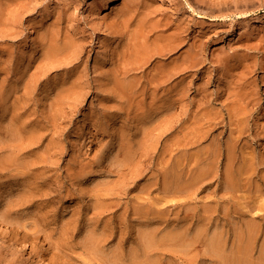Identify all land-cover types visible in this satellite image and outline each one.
Instances as JSON below:
<instances>
[{
    "label": "rangeland",
    "instance_id": "374dc122",
    "mask_svg": "<svg viewBox=\"0 0 264 264\" xmlns=\"http://www.w3.org/2000/svg\"><path fill=\"white\" fill-rule=\"evenodd\" d=\"M114 1L115 0H0V214L3 215L6 209L8 211L11 209L10 212L7 211L8 215L5 213L7 217L5 215L4 217L10 219H6L8 222H11L16 218V220H13L15 223L12 222V224L17 225L16 227L19 228V223L22 226V229H27L31 234L30 238H32L34 232L38 233L39 230L43 231V233H41L42 235L38 233L39 236H35L37 235L36 233L33 234L34 237H40L39 240L36 238V241H34L35 239L33 237V239L28 238L30 240L26 239L27 241L23 242L25 239L20 238L21 240L12 243L6 235L2 233L7 229L8 231L13 230L14 225L10 228L11 223L9 222L8 224L6 220L4 221V219H1V215L0 253L2 254H0V264H86L90 261L94 264H105L109 261L108 264H110L113 259L114 261L111 264L116 262V264H122L124 261L126 262L125 264L128 262V264H131L132 259L130 256L134 253L132 249H135L134 251H136V249L138 251L141 250V244L145 242V237L142 236V233L144 230L150 228L151 225V221L146 218L141 219L140 214L145 211L144 205L152 207V205L157 202L155 198H160L161 196H157L158 194L161 195V193L163 194L161 199L163 196L167 195L169 198L164 197L165 199L170 200L173 196L174 200V203L173 200L170 201L172 202V205L169 201L167 203V200L164 198L162 202L159 203L161 204L160 208H162V203H167V206L164 207L163 205L166 210L162 208L167 216H165L164 224L161 225V228L163 229H178L179 225L174 220L176 219L175 214L178 210V202H180V200L184 201L182 200V197L185 200L188 198V200L191 201L192 206H195L194 208L192 207V210L194 209L195 211H192V213L200 214L201 211H204L203 207L206 205L211 206L210 208L212 210L214 209V211H211V213L213 212L212 216L214 215L211 224L212 228L210 229L211 235L219 226L225 228L228 227V232L235 227L243 230L244 221L246 220H243V216H247V218H250L251 216H259L257 223L262 229L260 228L259 237L255 241V249L253 253L255 256L254 258L261 257L260 248H264H262V246H264L262 245L264 244V80L261 81L262 79H259L256 74L263 76L264 70L260 69L257 72L253 71L254 73L251 71L252 73L250 72L247 76L248 72L245 75L243 70L244 66L240 65L249 66L250 64L251 70H255V64L257 62L259 64H264V0H121L120 7L116 10H106L109 9V6ZM201 14L205 17H202ZM125 16L126 18L128 16H131L132 18L134 17V19L136 18L135 22L134 20L130 21V23L132 22V26L131 24L126 23L129 25V32L126 34L127 38L133 37V35H130L133 34L132 31L136 30V25L139 19L149 20L151 18L153 23H156L155 25L159 34L155 33L152 37L153 40L157 35L163 37L172 35L177 38L180 37L182 41L185 40L182 45L183 49L181 48L183 52L184 50H189L193 45L197 46V49L195 50L198 51V56L200 57H198V59L200 61L203 60V63H200L188 82L193 83L198 101L204 96V98L207 97L210 101H214L216 96H220L219 94L222 95V92L223 95H226L224 94V91L228 88L230 80H234V83L237 82L236 79L238 78L237 80H239V77H236V75L240 76L241 74H244V76H242L244 78L240 83L247 82L246 84L248 86V83H250L249 88L252 87L251 89L254 88L255 91L260 92L261 96L258 98L260 101L262 100L261 104H263V110L259 107L254 110L251 106L252 112L250 108V111H248L251 113L249 114L250 118L247 115V125L246 121L245 124H243L246 132L244 134L245 137L243 136V141L240 147L245 144L244 149L247 152H244L245 154L243 157L237 152L238 158H241H239L241 163H244L243 161L245 160H247L245 161L247 163L253 161L255 162L256 170L251 177L252 179L248 176L245 177L246 179L244 181V178L242 179L243 182L241 183H244V185L240 189L237 188V190L234 191L233 189H235V187L232 188L229 181L225 182L223 180V176H229L230 172H226V168L224 169V167L219 171L218 165L215 164L214 170L216 172L214 171V173L218 172L220 175L222 174V179H220L221 177L213 178V176H211L210 178L200 180L199 183L201 185L197 183L199 186L197 185V188L195 187L188 190L184 196L180 195L179 192L178 194L176 193L179 197L175 194V191L177 190V184H175V182L178 180L176 178L178 177L177 173H179L177 172L178 168L176 167H178V165L176 164H178L180 159L178 156L179 151L177 149L179 144L176 145L177 143L175 144V142H179L184 134L180 130V125L182 123L178 121L177 117H168L173 126L167 123L169 122L167 119H162L165 123L161 121V127L159 126L158 128V125L160 124H158V122L160 121L155 124V122L152 123L154 118L152 120L151 117H148L150 111L153 112L156 109V105L153 106V104L156 103L153 102L160 100V95H163V90L161 93H158L159 99L157 97L155 101H152L153 98L148 96V94L150 93L149 95H152L153 92H149L146 93V98L140 97L137 99H141L144 105H140L139 103L141 101L137 100L132 102L133 105L131 101L127 102L121 97L119 99V96L121 95L118 96V91L119 94H121V90H117L113 87V84L110 82L111 80H109L112 73V60H116V57L119 58L121 50L118 49H122L120 45L127 42V40L126 42H122V39L118 40L115 38V31H122L120 28L126 26L123 22ZM19 21L21 24H18ZM18 31L19 35L16 34ZM6 33H8V35H6ZM14 34L18 36L15 37ZM11 35H14L13 39ZM73 39L77 45H79L78 41H81V46L79 45L80 48L77 46L79 52L81 51L80 54L77 51L78 49L76 50L78 54L75 53V49H72L69 52L59 55V58L57 57L58 60L53 59L54 61L56 60L54 63L59 62L60 64L62 62L65 63L69 59L73 60V62L67 61V63H71V65L69 64L66 66L64 64V66H62V64L58 65L56 63L54 65L59 67H56L55 70L50 69L51 67L53 68V66L48 64L51 63L52 59H49V63H47L45 58L46 64L51 66L47 69V73L48 70L50 73L46 74L43 72V70L46 69L45 67L41 72V69L38 67L39 65L41 66V64L42 66L45 64L44 60V63L41 61L43 55L47 56V52L44 51H48L51 44L52 47H54L57 44H62ZM82 44H85L83 45L84 48ZM81 48L85 51L80 50ZM181 50L180 53H182ZM175 55L178 57L177 54ZM175 55L168 60L172 62L173 60L171 59H176ZM71 57L74 58L72 59ZM261 61H263V63ZM46 64L44 66H46ZM74 64L76 65L74 66ZM238 66H240V68ZM74 70L76 72H74ZM84 70H86V73ZM71 71L74 72L72 75ZM106 74L109 75H107L108 78L110 77L109 79L105 77ZM84 75L86 79H88L87 87L89 86L88 90L90 92L86 91V89L83 93L85 96L82 95L83 98H81L82 96L79 97L82 92H78L79 96L75 93L71 94L72 96L75 95L74 97L83 99L81 101V99L77 98L79 102L81 101L80 103L76 102L78 101L77 99L74 101L75 98L73 97L69 99L65 97L66 99H63L64 101L60 100V98L58 99L60 96L58 95L57 97V94L60 90L66 89L65 86L69 83L68 78L71 82L78 76ZM231 75L234 77L233 79L231 78ZM7 77L10 79H7ZM93 78L97 79L94 80ZM39 79L41 80L39 81ZM254 79L255 81H253ZM17 81L22 82L23 84L26 83L25 85H29L28 83H30V86H32L31 89L29 88L28 90L29 93L30 90L32 91L30 94L33 97L29 93L27 94V86L22 88V83H18ZM89 81H91V83ZM95 81L96 84H94ZM108 83L110 85H108ZM19 85L21 88L18 87ZM174 86L175 84L170 86V89ZM111 87L113 89H111ZM109 89H115L114 93L112 91L111 94V90L108 91ZM58 90L59 92H57ZM26 95H30L31 97H28L31 99L28 100ZM84 97L86 98L84 99ZM225 98H228V95H226ZM54 99L57 100L55 104L53 101ZM145 99L149 100L146 102ZM59 100L61 103H58ZM149 101L152 102L150 103ZM26 103L28 107L26 106ZM148 103L150 105L152 104V106ZM23 104L27 109L23 108ZM53 104L56 105V107L53 106ZM131 105L134 106V109H132ZM50 106L53 107L50 108ZM53 108H55V110L50 112ZM143 108L144 111L142 110ZM194 109L196 111L195 114L199 115L197 117H200L201 119L196 117V120L192 118V121L196 122L197 119H200L202 122L200 120L196 122L200 124L199 122H204V119L202 120V118L205 117L202 116H204L203 114L205 110L218 113L222 110V106L207 102V104L197 105ZM225 112L226 120L220 125V130L214 134L218 135L223 132L221 139L216 141V143L219 142V144L215 143L213 145V139L210 138V140L208 138V141L204 142L201 147L204 150L208 149L206 151H211L214 146L213 150L215 151L217 150L215 148L222 146L220 141L223 142L225 139L227 140L231 138V132L232 130H235L236 123L234 120L232 122L231 119H229L230 117H228L229 114L226 109ZM52 116L54 117L53 119H51ZM141 116L143 118H141ZM146 116L147 118H145ZM135 117L137 118L136 120L134 119L135 121L133 122L132 118ZM222 118L223 117L219 119L222 120ZM48 119L50 121L53 120L51 121L53 124H51ZM141 120L144 122L141 123ZM174 120L175 122H173ZM192 121L190 123H192ZM55 122L56 124H54ZM136 122L139 124H136ZM148 123H151V125L149 126ZM152 124H155L154 127H152ZM163 124L166 129L162 126ZM167 125L169 127H167ZM186 125L188 126L189 122H187ZM53 126L55 129H53ZM156 126L158 130L156 129L157 131H154L152 134V131L155 130ZM198 126L196 125V128L194 127L195 130L200 128ZM141 127H143L142 130ZM144 127L147 130H145ZM139 128L141 131L138 130ZM143 129L145 130L143 134L145 132L149 134H147L148 136L146 135L147 138L143 137ZM185 131L187 132V130ZM190 131H188L189 133L187 132L189 135L187 133L185 134H187V136L192 135V132ZM139 132H141V134ZM154 133H158V135ZM122 134H124V137ZM138 138L140 140H138ZM166 138L168 139L166 140ZM232 138L234 139L236 136H233ZM142 139L145 140V142ZM122 141H125L127 144L129 142V144L127 145ZM139 141L145 143V145H142L145 149L147 148L148 151L144 150L145 153L143 152V148L140 146L141 143L137 144ZM30 144H32V147ZM209 144H211L210 148H207L209 147ZM126 145L131 146L130 150L128 147L126 148ZM216 145L218 146L216 147ZM171 146H177V151L173 148L176 154L173 153L174 151L172 152L173 149ZM169 150H171L173 154H171V152L168 153L167 151ZM196 150L194 149L193 152ZM164 151L166 155L164 154ZM47 152H50V155ZM126 153L129 154V157L131 158H128V155L125 157ZM135 153L137 155H135ZM148 153L151 154L148 155ZM164 155L166 159L171 161L170 163H165ZM171 155H174L175 157L173 156L172 158ZM249 156L253 159L252 161L249 159ZM18 159L19 161H17ZM162 160L164 162V164H162L165 167V171L163 170L164 167L161 166L162 164L159 163L162 162ZM15 161H17V164H14L15 167L12 168V164L15 163ZM22 162L27 165L23 167ZM157 162L160 166L157 165ZM240 162L238 161L237 166L241 165ZM19 163H21V165ZM143 163L145 164L143 165ZM17 165L20 168H18ZM146 165L147 168L144 167L141 169V167ZM172 165H174L173 168ZM30 166L33 169L32 171L28 168ZM25 167L28 169L26 168L27 170H25ZM204 167V165H201L199 169ZM16 169H20L18 170L20 173H26V171L29 170V173L27 172L24 176L23 173H21L19 176V172L16 171ZM160 169H162V171ZM30 171L33 173L30 174ZM140 171H143V174ZM41 177L44 178L45 181H42ZM154 177L156 179H154ZM36 180L41 183L39 184ZM46 180H48L50 184L51 181H53L52 184L54 183L55 186H60L55 187L54 185H49V182ZM25 181L27 183L28 181L32 183L28 185ZM56 181H59L60 183ZM154 181L156 182L155 184ZM42 182L44 185H42ZM34 183L36 187L34 186ZM149 183H153L154 185H152L154 187L151 188ZM163 183L166 186H164ZM245 184H247V186H245ZM47 185L50 187L52 186V189L47 187ZM155 185L158 188H155ZM29 186H32V188ZM39 186H46L47 188H43L46 189L44 190L45 192L41 191L43 189ZM60 187L66 188L67 190L63 188L61 189ZM165 187H168L166 189L168 192L166 190L162 191ZM27 188L29 190H26ZM255 188L258 190H255ZM122 189L125 191L124 194L123 191H121ZM156 189L158 191H156ZM227 189L230 190L227 191ZM30 190H33L31 191V194L33 195L34 193L37 197H33L36 201L30 200V202H33L31 204L26 201ZM154 190L156 192H154ZM27 191L28 193H26ZM39 191L43 193L40 195ZM172 191L176 196L173 195V193L171 194ZM194 191L195 193H193ZM223 191L227 192L225 193ZM23 193L28 194L26 195L27 197L24 196ZM44 193H49L50 195L46 194V196H48L46 197L44 196ZM51 193L54 194L51 195ZM168 194L172 196L170 197ZM141 195L143 197L140 198ZM22 196H24V198ZM154 196L156 197L154 198ZM18 198H20L19 200L21 201L22 199H25L24 204H28L27 209L26 206L23 207L24 201H22L23 208L21 206L19 207L20 209L17 208L18 204L21 203ZM30 198L33 199L32 196ZM14 200L19 202L17 203ZM137 200L138 202H136ZM150 200L155 201L154 203H151ZM233 200H235L236 205L240 206H237L236 208ZM10 201H14L13 203L16 202V206L12 204L13 209L11 207L12 205H10V209L8 208V202L10 203ZM107 203L111 204V208L107 207ZM141 203L143 205V211L140 212L139 210L137 212L136 210H138V208L135 209V207L140 208ZM168 204H170L171 207ZM227 204L229 205L227 206ZM105 206L107 207L106 210L104 209ZM221 206H223V208ZM14 207H16V212L14 211ZM21 208L23 210H21ZM135 211L136 213H139L140 218ZM197 220L198 217L195 219L193 218L192 222H197ZM153 224L154 223H152V225ZM37 226H40L41 229ZM20 228L18 231L16 230V232L21 231L20 233H22L23 231L22 235H25L27 231L24 229L21 230ZM36 228L37 230L34 231ZM30 231H32V233ZM95 232L98 235H96ZM138 232L140 235H138ZM193 232H195V229L192 233ZM64 233L66 236H64ZM229 233L234 237L233 230ZM229 233H226V236L229 238L228 242H232L233 240L230 238ZM48 234H51V238ZM43 235H47L46 239H44L45 236ZM137 237H141L140 239L143 238L144 240H142L144 242L139 241ZM60 241H63L61 242L62 246ZM86 241L91 244H87ZM11 244L14 245L11 246ZM86 244L87 248L85 247ZM24 245H26V251L19 252L18 249L22 248ZM97 246H99L100 249ZM94 249L95 252L92 253L93 251L91 250ZM230 249L231 248L228 247L229 251ZM98 251L99 253H96ZM194 254L195 252L190 254L189 257H194ZM195 257H197V264H216L214 259H209L204 256L203 251ZM115 258L118 260L115 261ZM164 258L165 257H163V259ZM105 260L106 262H104Z\"/></svg>",
    "mask_w": 264,
    "mask_h": 264
},
{
    "label": "bare ground",
    "instance_id": "6f19581e",
    "mask_svg": "<svg viewBox=\"0 0 264 264\" xmlns=\"http://www.w3.org/2000/svg\"><path fill=\"white\" fill-rule=\"evenodd\" d=\"M94 1H96V0H94ZM120 2H121V0H115L110 6H109V9H106V10H111V11H114V10H116L117 8H119L120 7ZM201 16L202 17H205L204 15H202L201 14ZM136 19V18H135ZM134 19V17L132 18L131 16L129 17H127L126 18V16H125V18H124V20H123V22L125 23V27H124V29H123V27L122 28H120L122 31H118V30H116L115 31V38H117L118 40L120 39H122L121 41L122 42H126V40H127V42L126 43H122L121 45H120V47H122V49H118V50H121V53H120V56H119V58L118 57H116V60L114 59V60H112L113 61V65H112V73H111V75H110V70H109V75H110V79L107 77V75L108 74H106L105 75V77H107L109 80H111L110 82L113 84L112 86L113 87H115L117 90H121V94H119V91H118V96L119 95H121V96H119V99H120V97L121 98H123V100H126L127 102L128 101H131V103L133 102V101H136L138 98H140V97H143V98H146L147 97V94L146 93H149V92H153L152 93V95H149L148 94V96H151L153 99H152V101H155V99H157V97H158V93L160 92L161 93V91L163 90V95H160V100H156L155 102H153V103H156V104H153V106L154 105H156V109L153 111V112H151L150 111V113H149V115H148V117H151L152 118V120H153V118H154V121L152 122V123H154L155 122V124H156V122H158V121H160V122H158V128H159V126L161 127V121H162V119H167L169 122H167V123H169V124H171L170 123V118H168V117H177L178 118V121H180V123H182L181 125H180V130L182 131V133H184L183 135H182V139L180 138V141L178 142L177 140H179V139H177L176 141L177 142H175V144L176 145H178L179 144V147L177 148L178 149V151H179V162H178V164H176V165H178V167H176V168H178V171L177 172H179V173H177L178 174V177L176 178V179H178V180H176L177 182H175V184H177V190L175 191V194L177 193L178 194V192H179V194L180 195H182V196H184V194H186V192L188 191V190H191V189H193V188H195L197 185L199 186V182H200V180H203V179H207V178H210L211 176H213V178H220V179H222V174L220 175V173H214V168H215V164H217L218 165V168H219V171L224 167V169L226 168V172L228 171V172H230L229 174V176H227V177H225V176H223L224 177V181L225 182H230L231 184V186H232V188H234L235 187V189H233L234 191H236L237 190V188H241L243 185H244V183L242 184L241 182H243L246 178V176H248L250 179H252L251 177L254 175L253 173H255V170H256V166H255V162H253L252 160L253 159H251V157L249 156V159H251V161L252 162H245V161H247V160H245V161H243L244 163H241L240 162V159L238 158V155H237V152L238 153H240L242 156L241 157H243V155L245 154L244 152H247V151H245V149H244V146H245V144H244V142H243V146H241L240 147V145L242 144V141H243V136H244V134H245V129H244V127H243V124H245V121H246V125H247V115H248V117H249V114L252 112V107H253V109L254 110H256L258 107L259 108H263V104H264V102H263V104H261V101H260V99L258 98V97H260L261 95H260V92H258V91H255V89L253 88V89H251V88H249V86H250V83H248L249 84V86L246 84L247 82H244V83H240L241 81H242V79L244 78V77H242V76H244V74L246 75V73H247V76H248V74H250V72L252 71H258V70H264V64H259L258 62L255 64V67H256V69L255 70H251V65L249 64V66H246V65H240V66H244V68H243V70H244V74H241L240 76L239 75H236V77L238 76L239 77V80H237L236 79V77H235V79H236V81L237 82H235L234 83V80H230V82H232V83H230L229 82V85H228V83H227V85H228V88H226V90L224 91V94H226V95H228V98H225V96L226 95H223V92H222V95L221 94H219L220 96H216V99H214V101H210L207 97L206 98H202L201 100H197V95H195V90H194V86H193V83H190V82H188L189 81V79L190 78H192V75H193V72L197 69V67L200 65V63L203 61H200L199 59H198V51H196L195 49H197V46L196 45H193L191 48H189V50H184V52L181 50V48L183 49V47H182V45L184 44V41H182L181 39H180V37L179 38H177L176 36H165V37H163V36H158L159 34H158V32H157V27H156V23L154 24L153 23V20L150 18L149 20H141V19H139L138 20V22H137V25H136V30L135 31H132V33L133 34H131L130 36H132L133 35V37H131V38H127V36H126V34H128L127 32H129V25H127L128 23L129 24H131L130 23V21H133L134 20V22L136 21ZM256 22H258V21H256ZM259 22H262V21H259ZM123 23V24H124ZM127 23V24H126ZM18 24H21V22L19 21V23ZM16 25V24H15ZM158 25V24H157ZM131 26H132V24H131ZM130 26V27H131ZM16 28V27H15ZM119 29V30H120ZM16 30V29H15ZM159 30V29H158ZM12 31H13V29H12ZM9 33H11L10 31H8ZM16 32V31H15ZM14 32V33H15ZM134 32H135V34H134ZM19 33V31L16 33V34H18ZM155 33H157L158 35H157V37H155L154 38V40L152 39V37L155 35ZM6 35H8V33H6ZM15 35V34H14ZM13 35V36H14ZM19 35V34H18ZM17 35V36H18ZM135 35V36H134ZM10 36V35H9ZM8 36V37H9ZM12 35H11V37H12V39L14 38ZM16 35H15V37H17ZM129 37V36H128ZM10 38V37H9ZM8 38V39H9ZM182 38V37H181ZM183 39V38H182ZM80 40V39H79ZM79 42V45L81 44L80 42L81 41H78ZM84 43V42H83ZM86 44V43H85ZM85 44H82V46L83 45H85ZM79 45H77V43L75 42V40L73 39V40H71V41H66L65 43H62V44H57V45H55L54 47H52V44L50 45V48L48 49V51H44V52H47V56H45V55H43L42 57H41V61H42V63H44L45 62V58H46V62L47 63H49V59L51 60H53V59H56V60H58V56L59 55H61L62 53H65V52H69V51H71L72 49H75V53H77L76 52V50L79 52V48H80V46ZM77 46H79V48L77 47ZM51 47H52V49H51ZM83 48H84V46H83ZM45 49V48H44ZM46 49V50H47ZM51 49V50H50ZM80 50H82V48L80 49ZM180 50L182 51V53H180ZM82 51H85V50H82ZM81 52V51H80ZM80 52H79V54H80ZM78 54V53H77ZM117 54V53H116ZM175 54H177L178 55V57H176V55ZM115 55V54H114ZM113 55V56H114ZM118 55H119V53H118ZM173 55H175V57H176V59H171V60H173L172 62H170L168 59H170L171 57H173ZM76 56V55H75ZM74 56V57H75ZM58 57V58H57ZM73 57V58H74ZM79 57V56H78ZM72 58V57H71ZM72 58V59H73ZM77 58V57H76ZM80 58V57H79ZM114 58H115V56H114ZM200 58V57H199ZM78 59V58H77ZM43 60H44V62H43ZM52 60H51V63H52ZM55 60V61H56ZM54 60H53V65L50 63V64H48V65H51V66H53V68L51 67V66H48L47 64H46V62H45V64H46V66H42V64H41V66L39 65V67L38 68H40L41 69V72H42V69L45 67L46 69H44V70H46V71H44L43 70V72H45L46 74H48V73H50L49 72V70H48V73H47V69H49L50 67V69H54L55 70V68L56 67H59V66H57V65H54V64H58V65H61L62 64V66H64V64L66 65V66H68L69 64L71 65V63H67V61H72L73 62V60H67L65 63H63L62 61V63L60 64L59 62H56V63H54L55 62ZM74 61H78V60H74ZM111 61V62H112ZM167 61H168V63H167ZM170 62V63H169ZM205 62V61H204ZM262 63H263V61H261ZM67 63V64H66ZM203 63V62H202ZM201 63V64H202ZM73 64V63H72ZM76 64H74V66H75ZM61 66V67H62ZM240 66H238L239 68H240ZM252 67H253V65H252ZM10 68V67H9ZM8 68V69H9ZM77 69V68H76ZM96 69V68H95ZM11 70V69H10ZM50 71H52V70H50ZM11 72V71H10ZM72 72V71H71ZM74 72H76L75 70H74ZM74 72H72L71 73V75L74 73ZM78 72V71H77ZM84 72L86 73V70H84ZM84 72H83V74H84ZM251 72V73H252ZM45 73H44V76H45ZM254 73V72H253ZM259 73H261V72H259ZM263 73V72H262ZM8 74V73H7ZM43 74V73H42ZM70 74V73H69ZM68 74V75H69ZM87 74H88V72H87ZM140 74H141V76H140ZM264 74V73H263ZM77 75V74H76ZM108 75V76H109ZM233 75V74H232ZM232 75H231V78L233 79L234 77H232ZM256 75H258L257 77L259 78V79H262L261 81H263L264 80V75L263 76H260L259 74H256ZM43 76V75H42ZM43 76V77H44ZM47 76V75H46ZM49 76V75H48ZM234 76H235V74H234ZM70 77V76H69ZM76 77V76H75ZM240 77H242V78H240ZM9 77H7V79H8ZM68 78V77H67ZM87 78H88V75H87ZM90 78V77H89ZM246 78V77H245ZM10 79V78H9ZM12 79V78H11ZM19 79V78H18ZM18 79H15V80H18ZM94 79V78H93ZM92 79V80H93ZM95 79H97V78H95ZM94 79V80H95ZM20 80V79H19ZM41 79H39V81H40ZM87 81H88V79H86V77H85V75L84 76H78L77 78H75L73 81H69V78H68V82L69 83H67L66 84V89H63V90H60V92H59V90L57 91V92H59L58 94H57V97H58V95L60 96V97H58V99L60 98V100H62V101H64L63 99H69V98H71V97H73V98H75V100L74 101H76V99L78 98V99H81V98H83V96H85V94L83 95V93H84V91L86 90V91H88V92H90L89 90H88V87H87V85H88V83H87ZM245 81V80H244ZM253 81H255V79L253 80ZM253 81H252V83H253ZM13 82V81H12ZM18 83H22V82H19V81H17ZM90 83H91V81H89ZM193 82V81H192ZM249 82V81H248ZM251 82V81H250ZM15 83V82H14ZM260 83V82H259ZM26 84V83H25ZM25 84H23L22 83V88H25V86H27V88H26V92H27V90L30 88L31 89V86H30V83H28L29 85H25ZM94 84H96V81H95V83ZM173 84H175V86L174 87H172V89H170V86H172ZM21 85V84H20ZM20 85L18 86L19 88H21L20 87ZM64 85V84H63ZM108 85H110L109 83H108ZM30 86V87H29ZM62 87V86H61ZM64 87V86H63ZM227 87V86H226ZM256 87V86H255ZM261 87V86H260ZM91 88H92V86H91ZM111 89H113L112 87H111ZM111 89H109L108 91H110ZM249 89V90H248ZM257 89V88H256ZM115 90V89H114ZM114 90H111V94H112V91H113V93H114ZM257 90H259V89H257ZM26 92H24V93H26ZM78 92H82V94L79 96L78 95ZM116 92V91H115ZM29 93V90H28V92H27V94ZM30 93H32V91L30 90ZM29 93V94H30ZM72 93H75L76 95H78L79 97H81L82 95V97L81 98H79V97H74V96H72L71 94ZM166 93V94H165ZM34 94V93H33ZM87 94V93H86ZM117 94V93H116ZM116 94H114V95H116ZM25 95V94H24ZM31 95V94H30ZM30 95H28L29 97H31ZM90 95V94H89ZM27 95H26V98L29 100V99H31V98H29ZM63 96H64V98H63ZM70 96V97H69ZM117 96V97H118ZM33 97V96H32ZM66 97V98H65ZM86 97H88V96H86ZM86 97H84V99L86 98ZM54 98H56V97H54ZM77 99V100H78ZM149 99H150V97H149ZM148 99V100H149ZM158 99H159V97H158ZM263 99H264V97H263ZM21 100V99H20ZM23 100H25V99H23ZM60 100L58 101V103H61L60 102ZM83 99H81V101H82ZM122 100V99H121ZM120 100V101H121ZM123 100H122V102H123ZM148 100H146L145 99V101L147 102ZM54 101V104L57 102V100L56 99H54L53 100ZM80 101V102H81ZM137 101H141V99L140 100H137ZM151 101V102H152ZM26 102V101H25ZM28 102V101H27ZM76 102H78V103H80L79 102V100L78 101H76ZM75 102V103H76ZM125 102V101H124ZM150 102V101H149ZM150 102V103H151ZM159 102V103H158ZM207 102H209L210 104H219V105H221L222 106V110L220 111V112H212V111H206L205 110V112H204V116H202V117H205V118H202V120L204 121L203 123H201L202 121L200 120L201 118L200 117H197V116H199V115H197V114H195V109L194 108H196L197 107V105L199 106V105H203V104H207ZM216 102V103H215ZM74 103V102H73ZM77 103V104H78ZM135 103V102H134ZM53 104V106H55L56 107V105H54ZM133 104V103H132ZM135 104H137V103H135ZM140 105L141 104H143L142 103V101L139 103ZM139 104H138V106H139ZM149 104V103H148ZM147 104V105H148ZM134 105V104H133ZM144 105V104H143ZM150 105V104H149ZM148 105V106H149ZM25 105L23 104V108H26V106L28 107V105H27V103H26V106L24 107ZM53 106H50V108L51 107H53ZM132 106V105H131ZM150 106H152V104L150 105ZM229 106H231V107H229ZM252 106V107H251ZM134 106H132V109H134L133 108ZM142 107V106H141ZM49 108V109H50ZM131 108V107H130ZM136 108H137V106H136ZM135 108V109H136ZM140 108V107H139ZM153 108V107H152ZM199 108V107H198ZM251 108V112H249L250 109ZM27 109V108H26ZM131 109V110H132ZM225 109L228 111L227 113L229 114V116L228 117H230L229 119H231V121L233 122V120L235 121V123H236V128H235V130H232V132H231V138H229V139H225V141H220L221 142V147L219 146V148H215V149H217V150H213L214 149V146L212 147L213 149H211V151H206V150H208V149H206V150H204L203 148H201L202 146H203V144H204V142H206V141H208V138L210 139H213V141H212V144L214 145L215 143H216V141L218 140H220L221 139V136L223 135V132L222 133H219L218 135H214L217 131H219L220 130V125H222V123L226 120L225 119V116H226V112H225ZM264 109V108H263ZM262 109V110H263ZM55 110V108H53V110H49L50 112H52V111H54ZM137 110H138V108H137ZM143 111H144V108L142 109ZM153 110V109H152ZM201 110V109H200ZM249 110V111H248ZM198 111V110H197ZM260 111V110H259ZM134 112V111H133ZM132 112V113H133ZM142 112V111H141ZM140 112V113H141ZM174 112V113H173ZM249 112V113H248ZM135 113H136V111H135ZM134 113V114H135ZM138 113V112H137ZM198 113H199V111H198ZM202 113H203V111H202ZM46 114V113H45ZM51 114V113H50ZM131 114V113H130ZM142 114H144V113H142ZM201 114V113H200ZM19 115V114H18ZM17 115V116H18ZM25 115V114H24ZM23 115V116H24ZM47 116H49L48 114H46ZM138 115V114H137ZM140 115V114H139ZM145 115H146V113H145ZM156 115V116H155ZM20 116V115H19ZM18 116V117H19ZM131 116V115H130ZM134 116V115H133ZM144 116V115H143ZM223 117L222 118V120L221 119H219V118H221V117ZM138 117V116H137ZM137 117H135V118H132L133 120V122L136 120V118ZM196 117L197 118H200V119H197V121L196 122H198V120H200L201 122H199L200 124H198V123H196L195 121V123L192 121L193 119H195L196 120ZM254 117V116H253ZM45 118V117H44ZM54 117L52 116V118L51 119H53ZM55 118H57V117H55ZM131 118V117H130ZM141 118H143L142 116H141ZM145 118H147V116L145 117ZM144 118V119H145ZM151 118H149V119H151ZM193 118V119H192ZM250 118V117H249ZM255 118V117H254ZM135 119V120H134ZM143 119V120H144ZM174 119V118H173ZM176 119V118H175ZM207 119V120H206ZM47 120V119H46ZM49 120V119H48ZM172 120V119H171ZM177 120V119H176ZM221 120V121H220ZM249 120V119H248ZM44 121V120H43ZM51 121H53V120H51ZM50 120H49V122H51ZM55 121H57V120H55ZM139 121V120H138ZM145 121H146V119H145ZM192 121V123H190ZM46 122V121H45ZM142 122H144V121H142L141 120V123ZM162 122H164L165 123V121H162ZM173 122H175V120L173 121ZM172 122V123H173ZM187 122H189V125L187 126L186 124H187ZM227 122V121H226ZM231 122V123H232ZM138 122H136V124H137ZM141 123H140V126H141ZM178 123V122H177ZM51 124H53L52 122H51ZM54 124H56V122L54 123ZM139 124V123H138ZM145 124V123H144ZM147 124V123H146ZM149 124V123H148ZM154 124V125H155ZM234 124V123H233ZM151 125V123L149 124V126ZM153 125V124H152ZM154 125L152 126V127H154ZM176 125V124H175ZM178 125V124H177ZM196 125L198 126V125H200V126H198V127H200V128H197L196 130H195V128H196ZM228 125V124H227ZM137 126V125H136ZM139 126V127H140ZM145 126V125H144ZM163 127H165L164 126V124L162 125ZM171 126H173L172 124H171ZM151 127V128H152ZM162 127V128H163ZM167 127H169L168 125H167ZM174 127H176V126H174ZM195 127V128H194ZM249 127V126H248ZM49 128V127H48ZM137 128H138V126H137ZM136 128V129H137ZM142 128L143 127H141V130H142ZM147 128V127H146ZM149 128V127H148ZM53 129H55V127L53 126ZM144 129H145V127H144ZM143 129V131H142V134H143V132L145 131V130H147V129H145L144 130ZM152 129H154V128H152ZM157 129V126H156V128H155V130H153L152 131V134H153V132L154 131H157L156 130ZM165 129H166V127H165ZM173 129V128H172ZM222 129V128H221ZM139 131H141L140 130V128L138 129ZM149 130V129H148ZM163 130V129H162ZM171 130V129H170ZM185 130H187V132L188 131H190V132H192V135H190V136H187V134L189 133H187ZM174 131V130H173ZM176 131V130H175ZM169 132V131H168ZM172 132V131H171ZM178 132V131H177ZM140 134H141V132H139ZM146 133V134H145ZM144 134H145V136H144V134H143V137L144 138H147L146 137V135L148 134L147 132H145ZM161 133V132H160ZM185 133H187V134H185ZM137 134V133H136ZM154 134H157L158 135V133H154ZM165 134H167V133H165ZM226 134V133H225ZM149 135V134H148ZM147 135V136H148ZM150 135H151V130H150ZM156 135V136H157ZM180 135V134H179ZM189 135V134H188ZM120 136V135H119ZM122 136L124 137V134H122ZM161 136V135H160ZM165 136V135H164ZM172 136V135H171ZM175 136V135H174ZM235 137L236 136V138H232V137ZM132 137V136H131ZM137 137H138V135H137ZM142 137V138H143ZM167 137H169V136H167ZM228 137V136H227ZM230 137V136H229ZM245 137V136H244ZM32 138V137H31ZM126 138H128V137H126ZM139 138H141V137H139ZM138 138V140H140ZM170 138V137H169ZM136 139V138H135ZM168 138H166V140H167ZM172 139V138H171ZM210 139V140H211ZM245 139V138H244ZM119 140H121V139H119ZM131 140V139H130ZM137 140V141H138ZM143 140V139H142ZM141 140V141H142ZM132 141V140H131ZM144 142H145V140H143ZM123 142V141H122ZM126 142H127V140H126ZM125 141L123 142V143H126ZM133 142V141H132ZM141 143L140 141L139 142H137V144H139V143H141V145L140 146H142L141 148H143V152H144V150H147V148L145 149L144 147H143V145H145V143ZM160 142V141H159ZM134 143V142H133ZM210 143V142H209ZM32 144H35V143H32ZM32 144H30V146L32 147ZM127 144V143H126ZM128 144H129V142H128ZM127 144V145H128ZM143 144V145H142ZM216 144H219V142L218 143H216ZM126 145V148L128 147L129 148V150H130V148H131V146L129 145V146H127ZM131 145H132V143H131ZM168 145H169V143H168ZM206 145V144H205ZM210 145L211 144H209V147H207V148H210ZM30 146H28V147H30ZM123 146H124V144H123ZM139 146V145H138ZM137 146V147H138ZM149 146V145H148ZM153 146V145H152ZM173 146H174V143H173ZM218 145H216V147H217ZM125 147V146H124ZM146 147H147V145H146ZM150 147V146H149ZM148 147V148H149ZM176 147L177 146H175V147H172L171 146V148L173 149V148H175V150L177 151V149H176ZM247 147V146H246ZM125 148V149H126ZM135 148V147H134ZM140 148V149H141ZM152 148V147H151ZM135 149H137V148H135ZM139 149V148H138ZM167 149V148H166ZM169 149V148H168ZM171 149V150H172ZM196 150V151H194L193 152V150ZM129 150H128V153H129ZM132 150H134V149H132ZM142 150V149H141ZM140 150V151H141ZM171 150H169V151H167L168 153L169 152H171ZM175 150L173 149L172 150V152L173 153H175ZM148 151V150H147ZM137 152V151H136ZM138 152H139V150H138ZM171 152V154H173ZM190 152V153H189ZM48 153V152H47ZM125 153V152H124ZM145 153V152H144ZM44 154H45V152H44ZM49 155H50V152L48 153ZM149 154H151V153H148V155ZM164 154H165V151H164ZM176 154V153H175ZM247 154V153H246ZM41 155H42V152H41ZM128 155V156H127ZM135 155H137L136 153H135ZM140 155H141V153H140ZM146 155V154H145ZM166 155V154H165ZM165 155H164V158H165ZM35 156V155H34ZM128 157V158H131V157H129L130 155L129 154H127L126 153V155H125V157ZM144 156V155H143ZM172 156V155H171ZM170 156V157H171ZM174 156V155H173ZM173 156H172V158H173ZM255 156V155H254ZM52 157V156H51ZM141 157V156H140ZM145 157V156H144ZM149 157V156H148ZM150 157H151V155H150ZM161 157V156H160ZM175 157V156H174ZM245 157V156H244ZM35 158H37V157H35ZM34 158V159H35ZM147 158V157H146ZM177 158V157H176ZM248 158V157H247ZM20 159V158H19ZM19 159L17 160V161H19ZM126 159V158H125ZM150 159V158H149ZM128 160V159H127ZM146 160V159H145ZM145 160H143V161H145ZM148 160V159H147ZM173 160V159H172ZM17 161H15V163H13L12 165V168L13 167H15V165L14 164H17L16 162ZM150 161V160H149ZM148 161V162H149ZM238 161L241 163V165H239V166H237L238 165ZM167 162H171L169 159H166L165 158V163H167ZM139 163V162H138ZM146 163H147V161H146ZM150 163V162H149ZM148 163V164H149ZM158 163V162H157ZM160 164H164V162H163V160H162V162H159ZM159 163L157 164V165H159ZM20 165H21V163H19ZM22 164H23V167L25 166V165H27V164H24L23 162H22ZM145 163H143V165H144ZM147 164V165H148ZM163 164L161 165V166H163ZM147 165L146 166H143V167H141V169L142 168H147ZM166 165V164H165ZM201 165H204L205 167L204 168H202V169H199L200 168V166ZM160 166V165H159ZM173 166L174 165H172V168H173ZM237 166V167H236ZM17 167H18V165H17ZM164 167V166H163ZM167 167V166H166ZM170 167V166H169ZM169 167H168V169H169ZM18 168H20V167H18ZM27 167H25L24 169L25 170H27L28 168H30V170L32 171L33 169L31 168V166L30 167H28L27 169H26ZM236 170H235V169ZM15 169V168H14ZM24 169H23V171H24ZM165 169V167L163 168V170ZM223 169V170H224ZM18 170H20V169H18ZM17 169H16V171H18ZM140 170V169H139ZM145 170V169H144ZM161 171H162V169H160ZM166 170H167V168H166ZM172 170V169H171ZM175 170V169H174ZM235 170V171H234ZM29 171V170H28ZM28 171H26V173L28 172ZM31 171H30V174H32L31 173ZM146 171V170H145ZM152 171V170H151ZM156 171V170H155ZM165 171V170H164ZM213 171V172H212ZM19 172V171H18ZM141 172V171H140ZM143 172V171H142ZM141 172V173H142ZM216 172V171H215ZM21 173H23V176L24 175H26V173L25 172H21ZM20 172H19V176H20V174H21ZM29 173V172H28ZM139 173V172H138ZM141 173H140V175H141ZM154 173V172H153ZM166 173V172H165ZM175 173V172H174ZM213 173H214V175H213ZM143 174V173H142ZM145 174V173H144ZM149 174H151V173H149ZM162 174V173H161ZM164 174V173H163ZM170 174V173H169ZM29 175V174H28ZM41 175V174H40ZM148 175V174H147ZM154 175V174H153ZM165 175V174H164ZM172 175H173V173H172ZM224 175V174H223ZM260 175V174H259ZM44 176V175H43ZM139 176V175H138ZM166 176V175H165ZM175 176V175H174ZM244 176V177H243ZM264 176V175H263ZM26 177V176H25ZM40 177V176H39ZM45 177V176H44ZM155 177H156V175H155ZM154 177V179H156ZM168 178H170L169 176H167ZM255 177V176H254ZM28 178V177H27ZM42 178V177H41ZM165 178V177H164ZM244 178V179H243ZM256 178V177H255ZM258 178V177H257ZM39 179V178H38ZM46 179V178H45ZM48 179V178H47ZM162 179V178H161ZM171 179V178H170ZM242 179H243V181H242ZM248 179V178H247ZM263 179V178H262ZM23 180V179H22ZM24 180H25V178H24ZM27 180H29V179H27ZM41 180V179H40ZM44 180V178H42V181ZM49 180V179H48ZM48 180H46V181H48ZM169 180V179H168ZM167 180V181H168ZM174 180V179H173ZM215 180V179H214ZM249 180V179H248ZM255 180V179H254ZM37 182H38V180H36ZM36 181H35V183H36ZM45 181V180H44ZM156 181V180H155ZM154 181V184L156 183ZM249 181H251V180H249ZM249 181H248V183H249ZM19 182V181H18ZM18 182H17V184H18ZM23 182V181H22ZM26 182V181H25ZM24 182V183H25ZM49 182V181H48ZM52 182L53 181H51V184H50V182H49V185H54V183L52 184ZM56 182H58V183H60L59 181H56ZM55 182V183H56ZM65 182V181H64ZM165 182V181H164ZM170 182V181H169ZM173 182V181H172ZM203 182V181H202ZM201 182V183H202ZM246 182V181H245ZM20 183H21V181H20ZM23 183V184H24ZM27 183V182H26ZM32 182H29L28 181V185L29 184H31ZM35 183H34V186H35ZM39 184L41 183V182H38ZM45 183H47V182H45ZM197 183H199V184H197ZM204 183V182H203ZM57 184V183H56ZM69 184V183H68ZM68 184H67V186H68ZM148 184V183H147ZM146 184V185H147ZM150 184V183H149ZM153 184V183H152ZM152 184H150L151 185V188L152 187H154ZM164 184V183H163ZM174 184V185H175ZM205 184V183H204ZM250 184H251V182H250ZM26 185V184H25ZM38 185V184H37ZM42 185H44L43 184V182H42ZM61 185H62V183H61ZM201 185V184H200ZM252 185H253V183H252ZM255 185V184H254ZM32 186H33V184H32ZM32 186L30 187V188H32ZM55 186V185H54ZM57 186V185H56ZM55 186V187H56ZM60 186V185H59ZM59 186H57V187H59ZM64 186H66V185H64ZM149 186V185H148ZM163 186V185H162ZM164 186H166L165 184H164ZM170 186L172 187V185L170 184ZM229 186V185H228ZM245 186H247V184H245ZM27 187V186H26ZM28 187V188H29ZM36 187V186H35ZM38 187V186H37ZM40 187V186H39ZM42 187V186H41ZM40 187V188H41ZM46 187V186H45ZM45 187H42V189L43 188H45ZM47 187H50V186H48L47 185ZM46 187V188H47ZM52 187V186H51ZM50 187V188H51ZM128 187V186H127ZM147 187V186H146ZM157 186L155 185V188H156ZM225 187H226V185H225ZM248 187H249V185H248ZM252 187V186H251ZM254 187V186H253ZM26 189V190H29V189ZM61 189L63 188V187H60ZM60 188H59V191H60ZM67 188H69V187H67ZM126 188V187H125ZM147 188H149V187H147ZM158 188V187H157ZM168 187H165V188H163V190L162 191H164V190H166ZM197 188V187H196ZM206 188V187H205ZM245 188V187H244ZM23 189V188H22ZM38 189V188H37ZM52 189V188H51ZM63 189H65V190H67L66 188H63ZM150 189V188H149ZM176 189V188H175ZM238 189V190H239ZM243 189V188H242ZM35 190V189H34ZM39 190H41V189H39ZM44 190H46V189H43V190H41V191H44ZM55 190V189H54ZM57 190V189H56ZM170 190V189H169ZM174 190V189H173ZM198 190V189H197ZM222 190V189H221ZM226 190V189H225ZM230 190V189H229ZM228 189H227V191H229ZM255 190H258L257 188H255ZM31 191H33V190H30L29 192V196H28V198H30L31 196H32V198L33 197H36L35 195H34V193H33V195L31 194ZM41 191H39L40 192V195L43 193H41ZM48 191V190H47ZM50 191V190H49ZM58 191V190H57ZM69 191V190H68ZM121 191H123V189L121 190ZM140 191H142V190H140ZM156 191H158L157 189H156ZM155 190H154V192H156ZM167 191V190H166ZM165 191V192H166ZM227 191H223V192H227ZM248 191H249V189H248ZM25 192V191H24ZM45 192V191H44ZM53 192V191H52ZM70 192V191H69ZM124 192L125 191H123V194H124ZM145 192V191H144ZM168 192V191H167ZM191 192V191H190ZM198 192V191H197ZM222 192V193H223ZM250 192H251V190H250ZM255 192V191H254ZM258 192V191H257ZM26 193H28V191L26 192ZM24 194L23 193V195L24 196H26V195H28V194ZM35 193H36V191H35ZM55 193V192H54ZM54 193H51V195L52 194H54ZM71 193V192H70ZM141 193V192H140ZM143 193V192H142ZM146 193V192H145ZM148 193V192H147ZM173 193V195H175L174 194V192L172 191L171 192V194ZM193 193H195V191L193 192ZM221 193V194H222ZM30 194H31V196H30ZM39 194V193H38ZM45 195L44 196H46V194H49V193H44ZM59 194V193H58ZM170 194V193H169ZM168 194V195H169ZM176 194V195H177ZM252 194V193H251ZM255 194H257V193H255ZM50 195V194H49ZM162 193H161V195H159L158 194V196L157 197H162ZM164 195H166V194H164ZM175 195V196H176ZM189 195H190V193H189ZM24 196H22L23 198H24ZM39 196V195H38ZM106 196V195H105ZM146 196V195H145ZM156 196H154V198L156 197ZM170 197L172 196V195H169ZM178 196V195H177ZM194 196V195H193ZM228 196V195H227ZM27 197V196H26ZM25 197V198H26ZM40 197H42V196H40ZM46 197H48V196H46ZM53 197V196H52ZM141 197H143L142 195L140 196V198ZM161 197L160 198H155L156 199V203H154V201L155 200H150L151 201V203H154V205H152V207L150 206L151 205V203H150V205H148V206H150V207H147V205H144V212L143 213H141L140 214V217H141V219H143V218H146L147 220H149V221H151V225H152V223H154L153 225H157V226H159V227H157V226H151L150 224V228H148V229H146V230H144L143 231V237H145L144 239H145V242L142 240V239H140L141 237H137V239L139 240V241H142V242H144L143 244H141V250L140 251H138L137 249H136V251H134L133 249H132V251L134 252H132L133 254L130 256L131 257V264H197L198 262L196 261V258L197 257H195V256H197V254L199 255V253L201 252V251H203V255L204 256H206V257H208L209 259H214V261H216V264H264V246H262V248L263 249H261L260 248V252H261V257H256V258H254L255 256H254V253H253V251H254V249H255V241L258 239V237H259V232H260V228L262 229V227L257 223V219L259 218V216H251L250 218H247V216H243L244 217V219L243 220H245L244 221V229L243 230H241L240 228H237V227H235V228H233V229H231V230H229V232L230 231H232L233 230V232H234V234H233V236L234 237H232L231 236V234L227 231V228L228 227H217V229H216V231L214 232V233H212V235H211V232H210V229L212 228L211 227V224H212V220H213V216H212V214H213V212L211 213V211H214V209L212 210L210 207L211 206H205V207H203V209H204V211H201V213L200 214H197V213H192V211H194V209L192 210V207L194 208L195 206H192V203H191V201L190 200H188V198H186V200L185 199H183V197H182V200H184V201H181L180 199V202H178L179 204H177V208H178V210L176 211L177 213L175 214L176 215V219L174 220V221H176L177 222V224L179 225L178 226V229H169V228H165V229H163V228H161L162 226V224H164V220H165V218L167 217L166 216V214H165V211L163 212V209H165L164 207L165 206H167L166 204L168 203V201L170 202L171 200H173V196H172V199L170 198V200L169 199H165L164 197H167V195L166 196H163V198L165 199V200H167V203H162L163 205H164V207H163V205H162V208H160L161 206V204H159V203H161L162 202V200H163V198L161 199ZM179 197V196H178ZM191 197V196H190ZM195 197V196H194ZM21 198V197H20ZM20 198H18V200L20 199ZM27 198V199H28ZM37 198V197H36ZM44 198V197H43ZM149 198V197H148ZM152 198V197H151ZM153 198V199H154ZM167 198H169V197H167ZM214 198V197H213ZM212 198V199H213ZM26 199V201H28L29 202V204H31V203H33V202H30V200H35L34 198L33 199H28L27 200ZM52 199V198H51ZM97 199H99V198H97ZM106 199V198H105ZM108 199V198H107ZM146 199V198H145ZM159 199V200H158ZM191 199H192V197H191ZM147 200V199H146ZM146 200H144V201H146ZM178 200V199H177ZM215 200V199H214ZM14 201H16V200H14ZM13 201V202H14ZM19 201H21V200H19ZM19 201H16L17 203L19 202ZM22 201H24L23 202V204L25 203V199L23 200L22 199ZM22 201H21V203H19L18 204V207L17 208H19L20 206L22 207L23 205H22ZM36 201V200H35ZM106 201V200H105ZM108 201H109V199H108ZM142 201H143V199H142ZM221 201V200H220ZM234 202H235V200H233ZM12 201H10V203L8 202V204H9V206H8V208L10 209L11 207H12V209H13V205L12 204H14V206H16L15 205V203H13ZM136 202H138V200L136 201ZM176 202V201H175ZM193 202V201H192ZM212 202V201H211ZM140 203V202H139ZM139 203H137V204H139ZM146 203V202H145ZM171 203V205H172V202H170ZM173 203H174V200H173ZM208 203V202H207ZM214 203V202H213ZM26 204H27V202H26ZM176 204V203H175ZM210 204V203H209ZM220 204V203H219ZM224 204V203H223ZM10 205H12L11 207H10ZM28 205V204H27ZM27 205H25L24 204V206L23 207H25L26 206V209H27ZM107 207L109 208H111V204L109 203H107ZM110 205V206H109ZM168 205H170V204H168ZM171 205H170V207H171ZM214 205H215V203H214ZM213 205V206H214ZM221 205H222V203H221ZM229 204H227V206H228ZM6 206H7V204H6ZM6 206H4L5 208H7ZM137 206V205H136ZM203 206H204V203H203ZM235 206H236V208H237V206L238 205H236V202H235ZM240 206V205H239ZM238 206V207H239ZM22 207V208H23ZM29 207V206H28ZM99 207V206H98ZM106 207V206H105ZM104 207V209L106 210L107 209V207L105 208ZM142 207H143V205H142V203L140 204V208L139 207H135V209L136 208H138V210H136L137 212L140 210V212H142L143 211V209H142ZM199 207V206H198ZM215 207V206H214ZM222 208H223V206H221ZM220 207V208H221ZM2 208H3V206H2ZM21 208V210H23ZM134 208V207H133ZM226 208V207H225ZM228 208V207H227ZM14 211L16 212V207H14ZM20 209V208H19ZM162 209V210H161ZM196 209H197V207H196ZM202 209V208H201ZM202 209V210H203ZM11 210V209H10ZM10 210L8 211L7 209H6V211L4 212V214L2 215V214H0V216L2 215L3 217H4V215L7 217V215H8V212H10ZM109 210V209H108ZM166 210V209H165ZM168 210V209H167ZM175 210V209H174ZM228 210V209H227ZM8 211V212H7ZM18 211H20V210H18ZM134 211V210H133ZM136 211H135V213H136ZM219 211V210H218ZM225 211V210H224ZM229 211V210H228ZM21 212V211H20ZM195 212V211H194ZM220 212V211H219ZM223 212V211H222ZM5 213H7V215L5 214ZM14 213V212H13ZM168 213V212H167ZM228 213V212H227ZM17 214V213H16ZM136 214H138V217H139V213H136ZM223 214H225V213H223ZM14 215V214H13ZM18 215H19V213H18ZM133 215H135V214H133ZM226 215V214H225ZM258 215V214H257ZM1 216V219H4V221L7 219H9V218H6V217H2ZM9 216H10V213H9ZM166 216V217H165ZM14 217H15V215H14ZM13 217V218H14ZM17 217V216H16ZM139 217V218H140ZM196 217H198V220H197V222H192V219L194 218H196ZM260 217H263V216H260ZM11 218H12V215H11ZM0 219V220H1ZM141 219H139V220H141ZM6 220V221H7ZM10 220V219H9ZM13 220H16V218L15 219H13ZM9 221L11 224V227L10 228H12V226H13V230H11V231H8V229L7 230H5V231H3V233L2 234H5L6 235V237L10 240V242H16V241H19V240H21L22 238L23 239H25L23 242H26L27 240H30V239H33V234L34 233H36L37 235H35V236H39L38 235V233L39 234H41V233H43V231L42 230H39L38 231V233L37 232H34V231H36L37 230V228L36 229H34V233L32 234V238H30L31 237V234L27 231V229H25V228H23L25 231H27V233L25 234V235H22L23 234V231H22V233H20V232H16V230L18 231V229L20 228L21 230H23L22 229V226L18 223V225L20 226L19 228L18 227H16L17 225H15V224H12V222L13 223H15L14 221ZM262 220V219H261ZM263 220H264V217H263ZM9 222L7 221V223L9 224ZM78 222V221H77ZM175 222V223H176ZM246 222V223H245ZM5 223V222H4ZM171 224H172V222H171ZM214 224V223H213ZM170 226V225H169ZM196 226V227H195ZM15 227H16V229H15ZM37 227H39L40 228V226H37ZM9 228V229H10ZM170 228H171V226H170ZM243 228V227H242ZM41 229V228H40ZM194 229H195V232H193L192 233V231H194ZM239 230V231H238ZM113 231V230H112ZM31 233H32V231H30ZM98 233V232H97ZM226 233H229L230 234V238H232V242H228V239L229 238H227V234ZM46 234V233H45ZM95 234H96V232H95ZM42 235V234H41ZM50 235V236H49ZM96 235H98V234H96ZM138 235H140L139 234V232H138ZM43 236H45V235H43ZM48 236L51 238V234H48ZM53 236V235H52ZM64 236H66V234L64 233ZM107 236H108V234H107ZM261 236V235H260ZM46 237H47V235L45 236V238L44 239H46ZM49 237H48V239H49ZM109 237V236H108ZM112 237V236H111ZM229 237V236H228ZM21 238V239H20ZM28 238H30V239H28ZM36 238L37 237H34V241H36ZM40 238V237H39ZM39 238H37L38 240H39ZM53 238V237H52ZM27 239V240H26ZM66 239V238H65ZM64 239V240H65ZM95 239H97L96 237H95ZM51 240V239H50ZM90 240V239H89ZM89 240H87V241H89ZM33 241V240H32ZM87 241H86V243H87ZM95 241V240H94ZM97 241H98V239H97ZM61 242H63V241H60V244H61V246H62V243ZM64 242H66V241H64ZM142 242H140V243H142ZM259 242V241H258ZM34 243V242H33ZM32 243V244H33ZM58 243H59V241H58ZM139 243V244H140ZM264 243V242H263ZM87 244H91V243H87ZM87 244H86V248H87ZM14 244H11V246H13ZM88 245V246H89ZM262 245H264V244H262ZM55 247V246H54ZM59 247V246H58ZM94 247H95V245H94ZM93 247V248H94ZM99 249H100V247L99 246H97ZM199 247H201V248H199ZM228 247L229 248H231L230 249V251L228 250ZM61 248V247H60ZM89 248V247H88ZM92 248V247H91ZM8 249V248H7ZM26 245H24L22 248H20V249H18L19 250V252H25L26 251ZM62 249V248H61ZM61 249H59V250H61ZM98 249V250H99ZM56 250L58 251V249L56 248ZM63 250V249H62ZM96 250H97V248H96ZM84 251V250H83ZM91 251H93L92 253H94L95 252V249L94 250H91ZM129 251H131V250H129ZM128 251V252H129ZM193 252H195V254L193 255L194 257H189L190 256V254H192ZM199 252V253H198ZM60 253H61V251H60ZM87 253V252H86ZM96 253H99V251L98 252H96ZM131 253V252H130ZM0 254H2V253H0ZM69 255H71V254H69ZM81 255V254H80ZM122 255V254H121ZM129 255V254H128ZM201 255V254H200ZM73 256V255H72ZM72 256H71V258H72ZM92 256H93V254H92ZM95 256V255H94ZM192 256V255H191ZM1 257V256H0ZM96 257V256H95ZM116 257V256H115ZM120 257V256H119ZM135 257V258H134ZM163 257H165L164 259H163ZM73 258H75V257H73ZM97 258V257H96ZM118 258V257H117ZM117 258H115L116 260L115 261H117L118 259ZM134 258V259H133ZM103 259V258H102ZM104 259H105V257H104ZM103 259V260H104ZM130 259V258H129ZM167 259H169V260H167ZM203 259V258H202ZM257 259H259V260H257ZM53 260V259H52ZM77 260V259H76ZM75 260V261H76ZM94 260V259H93ZM96 260V259H95ZM112 260V259H111ZM110 260V261H111ZM119 260H120V258H119ZM204 260V259H203ZM74 261V260H73ZM78 261V260H77ZM100 261V260H99ZM113 261H114V259H113ZM113 261H111L110 262V264L113 262ZM124 261V260H123ZM127 261V260H126ZM86 262V261H85ZM88 262V261H87ZM102 262V261H101ZM104 262H106V260L104 261ZM104 262H102V263H104ZM109 262V261H108ZM108 262L107 263H105V264H108ZM117 263V262H116ZM116 263H114V264H116ZM126 262L124 261V263L122 262V264H125ZM129 263V262H128ZM127 263V264H128ZM202 263V262H201ZM51 264V263H50ZM54 264V263H53ZM86 264H94V263H91V261L89 262V263H86ZM99 264V263H98ZM101 264V263H100ZM204 264V263H203ZM210 264V263H209ZM212 264V263H211Z\"/></svg>",
    "mask_w": 264,
    "mask_h": 264
}]
</instances>
